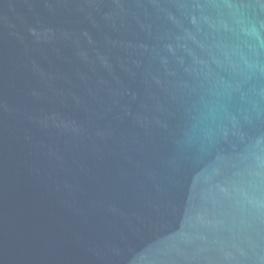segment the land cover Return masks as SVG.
I'll return each mask as SVG.
<instances>
[{"label": "water", "instance_id": "1", "mask_svg": "<svg viewBox=\"0 0 264 264\" xmlns=\"http://www.w3.org/2000/svg\"><path fill=\"white\" fill-rule=\"evenodd\" d=\"M0 264H264V0H0Z\"/></svg>", "mask_w": 264, "mask_h": 264}]
</instances>
